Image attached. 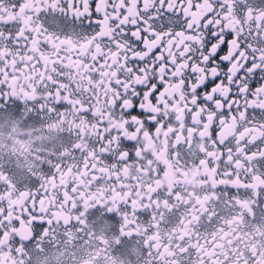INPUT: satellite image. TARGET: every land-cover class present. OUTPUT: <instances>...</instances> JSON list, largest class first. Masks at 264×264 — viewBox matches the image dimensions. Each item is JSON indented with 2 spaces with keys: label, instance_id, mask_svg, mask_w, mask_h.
Instances as JSON below:
<instances>
[{
  "label": "snow or ice",
  "instance_id": "6c2138e0",
  "mask_svg": "<svg viewBox=\"0 0 264 264\" xmlns=\"http://www.w3.org/2000/svg\"><path fill=\"white\" fill-rule=\"evenodd\" d=\"M0 264H264V0H0Z\"/></svg>",
  "mask_w": 264,
  "mask_h": 264
}]
</instances>
